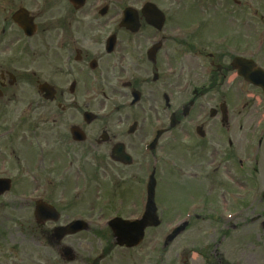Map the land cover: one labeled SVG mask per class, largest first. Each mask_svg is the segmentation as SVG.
<instances>
[{
	"label": "flooded vegetation",
	"instance_id": "1",
	"mask_svg": "<svg viewBox=\"0 0 264 264\" xmlns=\"http://www.w3.org/2000/svg\"><path fill=\"white\" fill-rule=\"evenodd\" d=\"M236 59L246 64L235 68ZM249 63L264 71V0H0V179L10 184L0 207L18 210L11 221L25 241L31 236L55 249L50 262L88 263L71 248L78 238L87 241L81 251L91 264L116 260L120 252L131 264L140 245H117L107 221L141 216L142 168L157 161L165 138V149L197 152L199 160L207 155V172L212 166L230 182L229 191L210 192L197 206L186 203L169 215L168 226L188 217L172 242L192 237L182 243L196 252L194 264L212 258L264 264V108L255 153L241 126L250 118L234 110L242 88L247 99L258 92L239 75ZM238 133L246 141L245 175L234 171L235 162L245 166L237 158ZM69 179L106 181L113 190L58 193ZM29 181L40 189L25 190ZM39 200L48 212L35 217ZM73 221H82L78 231L61 235ZM200 221L208 222L215 247L246 231L245 249L229 262L216 249L211 254L196 239L206 230L193 231ZM156 228L146 232L157 243Z\"/></svg>",
	"mask_w": 264,
	"mask_h": 264
},
{
	"label": "rangeland",
	"instance_id": "2",
	"mask_svg": "<svg viewBox=\"0 0 264 264\" xmlns=\"http://www.w3.org/2000/svg\"><path fill=\"white\" fill-rule=\"evenodd\" d=\"M258 99H260L261 102H259ZM250 104L252 106H259V108L255 107V109L258 111L257 115L260 116L261 110L264 108V102L261 97L256 96V98L251 101ZM251 105L249 107H251ZM246 110L251 111L252 109L247 107ZM257 115H255V117ZM161 140V147H163L166 143V140L165 138H162ZM241 146L242 145L237 144L238 158H244V156L242 155V150H240ZM165 151L167 156L170 155V161H173L176 167H172L175 170L172 169L170 166L166 168L165 176L162 178L163 180H161L158 185V189L156 190V203L159 206L166 207V210L164 212L165 215L161 216V225L155 231L157 236V243L152 238L153 232L149 230L146 233L142 244L139 246V249L135 251V256H130L131 264H173L172 259L175 254L181 255V261L179 262V264H182L181 262L184 260H188V264H194L192 257L195 256V253L193 251H188V249H184L182 246L183 243L187 242V240L188 242H191L192 237L189 236L187 238L185 237V235H182L178 238L176 242H172L168 246L163 247L162 243L167 232V226L172 222L170 219L167 220V216L174 215V213L178 212L184 204L191 200H202L206 197V195H208L212 191L213 194H211V197H213L214 192H221L223 190L220 184H214L215 186H213L212 189V181L214 180V174H211V176L207 177V179H198L208 170L207 166L205 167V161H209L207 155H202L201 159L199 160L200 155L197 152H189L187 150L181 151V149L179 148H175L174 151L166 148ZM190 153L195 155V158L194 156H191ZM196 156L198 158L196 161L188 162L190 159H196ZM173 157H176V159L174 160ZM158 163V172L160 171L159 174H161L162 163ZM177 167L184 168L183 172L185 174L177 173ZM188 173H194L195 178L190 177ZM242 174L245 173L239 172V175ZM221 181H225V179L222 178ZM79 183V185H81L83 188L90 190V187L87 186L84 181H80ZM38 184V182L29 181L28 188L24 186V189L29 190L30 192H34L35 190L40 189V187H38ZM50 185L53 184L50 183ZM77 186L78 183L75 180L69 179L60 188H57L56 191L58 193H62L66 190L71 191ZM17 189L18 188H15V190ZM139 190L141 192L142 188H140ZM139 190L136 189V192H138ZM4 199L10 200L11 196H5ZM110 199L111 201H114V198H112L111 196ZM176 204H178V206H176ZM211 206L215 207L213 204ZM221 210L223 211V209ZM133 212H135V210H133ZM17 213L18 210L13 209V207L9 205H4L3 207H0V264H41V262H43L42 260H54V257H56V251L53 247L41 246V244L31 236L26 238L27 241H25V233L21 230H18L14 225H12L11 218L16 219ZM199 225L202 227H200ZM199 225L195 222V224L193 225V231L196 232L209 227L208 222L200 221ZM237 233H243V236L240 239L233 237L231 239L233 241L226 242L225 244L217 247H215V243L209 241L208 237V239L204 241L203 246H209V248L211 249V254H214V249H216V252L222 253V255H224V260H227L229 262L231 256H235L241 253L242 249L245 248V241L246 239H248L247 234L244 236V230L238 231ZM78 242L82 243V245H76ZM86 242L77 238L74 246H71V248L75 250L76 254H81L83 256L82 258L88 263L77 260V262L74 264H91L90 257H87L85 252L81 251V249L87 248L85 244ZM207 253L209 254L210 252L208 251ZM120 254V257L116 260H111L110 262L103 261L100 264H128L126 260L128 255H125L122 252H120ZM235 259L236 257L232 258V260ZM198 260H201V258H197V261ZM48 262L49 264H56L54 262ZM217 262L218 261L216 259L212 258L210 259V262H205V264H219ZM232 263H235V261ZM62 264L68 263L62 262Z\"/></svg>",
	"mask_w": 264,
	"mask_h": 264
},
{
	"label": "water",
	"instance_id": "3",
	"mask_svg": "<svg viewBox=\"0 0 264 264\" xmlns=\"http://www.w3.org/2000/svg\"><path fill=\"white\" fill-rule=\"evenodd\" d=\"M0 186H2V188L0 190H6V189H8V186H7V183L6 182H0ZM150 199H152V190H151V193H150ZM39 209H41V205H37V210H39ZM148 215H149V213H148ZM143 223L144 222L141 223V231H140V226L137 227V230H138V239H140V237H141L142 229L144 227V224ZM114 232H115V235L120 239V241H123V238L121 237L122 230L120 228H116Z\"/></svg>",
	"mask_w": 264,
	"mask_h": 264
}]
</instances>
